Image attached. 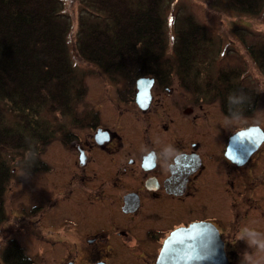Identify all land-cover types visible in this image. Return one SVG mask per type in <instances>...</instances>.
Instances as JSON below:
<instances>
[{"label": "flooded vegetation", "instance_id": "flooded-vegetation-1", "mask_svg": "<svg viewBox=\"0 0 264 264\" xmlns=\"http://www.w3.org/2000/svg\"><path fill=\"white\" fill-rule=\"evenodd\" d=\"M138 68L35 162L32 264H239V230L264 232V141L242 164L226 157L253 122L225 129V70L200 80L194 65ZM166 144L181 153L168 168L156 156Z\"/></svg>", "mask_w": 264, "mask_h": 264}, {"label": "trees", "instance_id": "trees-1", "mask_svg": "<svg viewBox=\"0 0 264 264\" xmlns=\"http://www.w3.org/2000/svg\"><path fill=\"white\" fill-rule=\"evenodd\" d=\"M61 0H0V227L6 221L4 197L13 177L11 161L23 156L20 166L25 174L36 169L47 147L62 125L40 119V113L51 111L73 118L71 95L82 97L84 90H73L74 68L69 59L67 39L69 18L61 13ZM85 3V1H84ZM145 9H132L126 0H88L85 15L89 19L105 18L107 27L99 30L88 23L78 26L75 49L84 62L96 67L108 80L133 83L142 75L133 67L148 64H171L165 60L166 45L159 6L147 0ZM233 10L248 16L264 18V0H230ZM103 15V16H102ZM107 29V30H106ZM181 34L172 64L190 66L194 51H199L204 35L200 28L189 25ZM198 31V32H197ZM197 32V33H196ZM242 40L240 35H237ZM255 45V44H254ZM246 46V53L264 77V46ZM258 47V48H257ZM169 56L166 57L168 59ZM140 69V68H138ZM225 73V115L227 97L243 90L249 98L244 115H250L259 99L254 87L243 80L232 81ZM32 147L35 161L25 159ZM1 264H32V259L16 241H7L0 256Z\"/></svg>", "mask_w": 264, "mask_h": 264}, {"label": "rangeland", "instance_id": "rangeland-1", "mask_svg": "<svg viewBox=\"0 0 264 264\" xmlns=\"http://www.w3.org/2000/svg\"><path fill=\"white\" fill-rule=\"evenodd\" d=\"M61 13L69 18L71 25L67 39L69 59L74 68L75 77L73 90H84L82 97L71 95L70 111L75 112L73 118H64L51 111H43L39 118L48 120L50 125H62L64 129H76V122L82 113L90 114V108L96 109L108 103V99L115 96V88H119L101 73L96 67L84 62L77 55L75 44L76 36L80 27L88 23H98L95 27L104 30L107 27L105 18L98 17L89 19L86 17L85 4L88 0H61ZM85 1V3H84ZM159 6V13L163 23L166 56L173 63L174 56L171 53L173 44L179 45L181 34H186L189 25L200 28L199 34L204 35V41L200 44L198 53L191 51L195 70L202 74L200 80L213 79L220 70H225L232 81L243 80L248 86H252L258 92V101L251 112L253 115H245L247 123L259 121L264 129V77L256 68L246 53V46L255 44L264 46V18L262 16H248L235 12L230 5V0H155ZM132 9H145L148 7L147 0H126ZM108 28V27H107ZM107 30V29H106ZM196 32V33H197ZM240 35L242 40L237 38ZM254 45V46H255ZM258 48V47H257ZM173 52V51H172ZM175 54V52H173ZM171 63V64H172ZM121 84L123 82H120ZM216 85V83H214ZM201 86L203 84L201 83ZM206 86V85H205ZM123 88V85L122 87ZM120 88V89H121ZM202 88V87H201ZM61 121V122H60ZM245 124L226 127L231 131ZM263 131V130H262ZM51 148V147H50ZM50 149L47 147L41 156L46 158ZM11 161L13 177L4 197V209L6 221L0 227V256L7 241L14 240L24 249L31 258H36L38 250L31 240L33 231L30 208L32 202L33 176L25 174L21 169L18 156ZM1 264V262H0Z\"/></svg>", "mask_w": 264, "mask_h": 264}, {"label": "clouds", "instance_id": "clouds-1", "mask_svg": "<svg viewBox=\"0 0 264 264\" xmlns=\"http://www.w3.org/2000/svg\"><path fill=\"white\" fill-rule=\"evenodd\" d=\"M228 115L224 118L226 127L246 124L247 119L244 115V106L249 103V98L243 90L232 92L227 97ZM251 127H259V121L250 125ZM246 130V129H242ZM181 153L171 144H166L158 153L157 158L163 163L165 168L173 164ZM25 159L35 161L37 153L30 147L24 154ZM238 241H244L247 249L239 253V264H264V232L255 228L243 227L239 230ZM251 249V251H248Z\"/></svg>", "mask_w": 264, "mask_h": 264}, {"label": "water", "instance_id": "water-1", "mask_svg": "<svg viewBox=\"0 0 264 264\" xmlns=\"http://www.w3.org/2000/svg\"><path fill=\"white\" fill-rule=\"evenodd\" d=\"M148 79H139L137 81V88L139 92L137 94L138 99L145 98L147 96L146 87ZM246 130H238L232 134L228 140L226 148V157L235 163H244L251 153L257 149V147L264 141V132L259 127H247ZM166 251V250H165ZM161 264H165V258L162 255L160 257ZM188 260H185V263ZM170 262L168 260L167 264ZM192 264H221L220 258H201L197 256L196 262Z\"/></svg>", "mask_w": 264, "mask_h": 264}, {"label": "snow or ice", "instance_id": "snow-or-ice-1", "mask_svg": "<svg viewBox=\"0 0 264 264\" xmlns=\"http://www.w3.org/2000/svg\"><path fill=\"white\" fill-rule=\"evenodd\" d=\"M178 163V166H179V162H177Z\"/></svg>", "mask_w": 264, "mask_h": 264}]
</instances>
